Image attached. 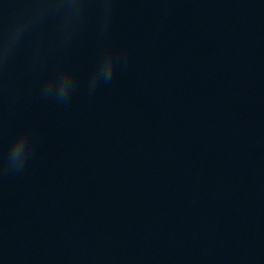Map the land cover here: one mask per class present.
<instances>
[{"label":"clouds","instance_id":"1","mask_svg":"<svg viewBox=\"0 0 264 264\" xmlns=\"http://www.w3.org/2000/svg\"><path fill=\"white\" fill-rule=\"evenodd\" d=\"M114 2L115 0H21L23 7L15 19L7 24L0 22V73L9 65L22 42L33 32L42 29L50 19H58L57 36L61 44H67L82 25L89 5H96L101 14L98 30L106 32ZM42 44V39L37 41L36 58L40 55ZM125 55L110 45L103 49L90 77V92H94L101 81L111 82L118 59H124ZM74 82L73 70L61 67L44 82L42 95L67 102L74 90ZM29 136L27 129L22 130L10 147L7 164L16 171H22L27 162ZM21 143L27 148L23 158L19 148Z\"/></svg>","mask_w":264,"mask_h":264}]
</instances>
